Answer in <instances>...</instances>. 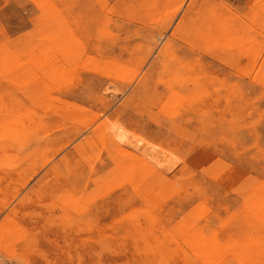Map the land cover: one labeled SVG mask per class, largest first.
Here are the masks:
<instances>
[{
	"label": "rangeland",
	"instance_id": "obj_1",
	"mask_svg": "<svg viewBox=\"0 0 264 264\" xmlns=\"http://www.w3.org/2000/svg\"><path fill=\"white\" fill-rule=\"evenodd\" d=\"M263 224L264 0H0V264H264Z\"/></svg>",
	"mask_w": 264,
	"mask_h": 264
},
{
	"label": "bare ground",
	"instance_id": "obj_2",
	"mask_svg": "<svg viewBox=\"0 0 264 264\" xmlns=\"http://www.w3.org/2000/svg\"><path fill=\"white\" fill-rule=\"evenodd\" d=\"M142 89V88H141ZM113 129H114V131H115V135L117 136V138H120V139H125V141L128 139V142H129V140L133 143V145L136 147V149L138 148V149H146L147 147H146V142L143 140V139H135L134 141H132L131 139H129V137H130V135H129V133H127L126 131H125V129L121 126V124L119 125V124H113ZM133 136V135H132ZM134 137V136H133ZM137 138V137H136ZM118 141H120V140H118ZM121 142V141H120ZM120 148V147H119ZM134 149V148H133ZM141 151V150H140ZM153 151V150H152ZM147 152H149V150L147 151ZM136 153V152H135ZM143 153H145V151L143 152ZM142 153V154H143ZM152 153V152H151ZM156 153V152H155ZM147 154V153H146ZM165 154V153H164ZM139 155V154H138ZM147 155H149V156H151V154H147ZM163 155V154H162ZM167 155H165L164 157L165 158H167L166 157ZM139 157V156H138ZM157 157V156H156ZM158 157H159V155H158ZM148 158V157H147ZM150 158V157H149ZM161 158V157H160ZM160 158H158V159H160ZM156 159V158H155ZM154 158H153V160H155ZM162 159H163V157H162ZM157 160V159H156ZM159 162H160V160H159ZM157 164H158V162H156ZM165 163V162H164ZM167 163V162H166ZM161 165V164H160ZM162 166V165H161ZM170 166V165H169ZM165 168H166V165L164 166ZM162 168V167H161ZM264 225V224H263ZM161 234V233H160ZM188 248V247H187Z\"/></svg>",
	"mask_w": 264,
	"mask_h": 264
}]
</instances>
